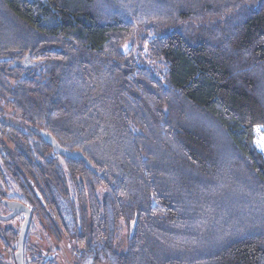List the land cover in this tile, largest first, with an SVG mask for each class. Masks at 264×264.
Listing matches in <instances>:
<instances>
[{
	"label": "trees",
	"instance_id": "1",
	"mask_svg": "<svg viewBox=\"0 0 264 264\" xmlns=\"http://www.w3.org/2000/svg\"><path fill=\"white\" fill-rule=\"evenodd\" d=\"M5 113V191L79 264H264V0H0Z\"/></svg>",
	"mask_w": 264,
	"mask_h": 264
},
{
	"label": "rangeland",
	"instance_id": "2",
	"mask_svg": "<svg viewBox=\"0 0 264 264\" xmlns=\"http://www.w3.org/2000/svg\"><path fill=\"white\" fill-rule=\"evenodd\" d=\"M129 48V47H128ZM141 58L145 59L146 64L153 68L155 66L154 62L147 58L148 51L146 48L140 52ZM144 61V60H143ZM146 65V66H147ZM1 121L4 123H12L14 125L19 124L18 121L14 122L15 120L10 116V114L5 113L4 118H0ZM14 120V121H13ZM20 126V125H19ZM20 129H25L24 126H22ZM5 141V139H4ZM1 165V163H0ZM1 170H3L1 168ZM10 183V182H9ZM4 183L1 180L0 176V187L3 189L2 186ZM6 186V185H5ZM4 186V187H5ZM11 190L14 191L15 189ZM16 192V190L14 191ZM10 194V193H9ZM8 212L0 207V214L6 215ZM32 215V219L30 222V228L27 233V242H28V249H32V256H30L31 261L36 260L37 255H48L49 258L52 259L53 264H78L76 261V258L74 257V251L80 250L78 246L75 245L74 238L72 236H62L60 237V241L56 242L55 238L51 235L49 225L47 224L49 221L46 220L45 216L36 213ZM25 214L21 213L20 215L15 216L14 218L10 219L9 221H1L0 220V259L4 262V264H15V261L12 260L14 253L17 250V236L20 232V229L22 227V223L24 221ZM4 231H10L17 237L16 239L12 236H8L4 234ZM118 239V244L121 246V248L125 247V242L127 235L130 233L128 231V228L121 225ZM118 247V246H117ZM118 247V251L124 252L125 249H121ZM29 252V250H28ZM26 255V254H25ZM24 255V258H25ZM27 258V256H26Z\"/></svg>",
	"mask_w": 264,
	"mask_h": 264
},
{
	"label": "water",
	"instance_id": "3",
	"mask_svg": "<svg viewBox=\"0 0 264 264\" xmlns=\"http://www.w3.org/2000/svg\"><path fill=\"white\" fill-rule=\"evenodd\" d=\"M42 138L44 141L50 145L52 150L56 153V155H59L63 157L64 159H69L72 161L79 160L81 161L94 175H97V172L95 171L94 167L90 164L89 160H87L83 154L80 152H70L66 149H63L59 143L56 142L53 136L50 134H47L46 132L41 131L40 132ZM7 204V207L11 211L9 216H1L0 215V220L1 221H9L10 219L14 218L17 215H20L21 213L25 214L24 221L22 223V227L20 229V232L18 234L17 238V250L14 253L13 260L15 261V264H24V252H25V241L27 238V233L30 228V222L32 219V213L30 212V209L25 206L24 204H20L18 202H5ZM135 223L133 222L130 226V235H132V231L134 228Z\"/></svg>",
	"mask_w": 264,
	"mask_h": 264
},
{
	"label": "flooded vegetation",
	"instance_id": "4",
	"mask_svg": "<svg viewBox=\"0 0 264 264\" xmlns=\"http://www.w3.org/2000/svg\"><path fill=\"white\" fill-rule=\"evenodd\" d=\"M4 185V184H3ZM5 186V185H4ZM4 186H2L3 187V189H1V187H0V207H2L3 209H5L8 213V215L11 213V211L9 210V208L7 207V204L5 203V202H9V201H13V202H18V203H22V204H24L25 206H27L29 209H30V212L32 213V215L33 214H35L34 213V211H32V208L29 206V205H26L24 202H20L18 199H15L14 198V195H12V194H9L7 191H5L6 190V186L4 187ZM19 195V194H18ZM1 215V214H0ZM1 216H6V215H1ZM78 251V250H77ZM77 252H75L74 251V257L77 255L76 254ZM24 255H25V252H24ZM40 257H42L43 259H45V260H50L51 262H52V259L51 258H49L48 257V255H39ZM37 257H38V255H37ZM76 258V257H75ZM76 261L78 262V259L76 258ZM79 264V263H78Z\"/></svg>",
	"mask_w": 264,
	"mask_h": 264
},
{
	"label": "snow or ice",
	"instance_id": "5",
	"mask_svg": "<svg viewBox=\"0 0 264 264\" xmlns=\"http://www.w3.org/2000/svg\"><path fill=\"white\" fill-rule=\"evenodd\" d=\"M257 146L261 148V150H264V141H258Z\"/></svg>",
	"mask_w": 264,
	"mask_h": 264
}]
</instances>
